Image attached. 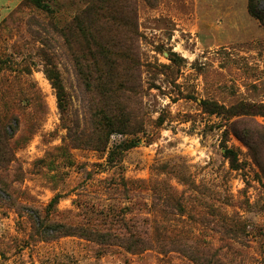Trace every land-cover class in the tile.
I'll return each instance as SVG.
<instances>
[{
	"label": "rangeland",
	"instance_id": "rangeland-1",
	"mask_svg": "<svg viewBox=\"0 0 264 264\" xmlns=\"http://www.w3.org/2000/svg\"><path fill=\"white\" fill-rule=\"evenodd\" d=\"M41 1L0 0V264H264L251 117L209 105L264 103L248 0Z\"/></svg>",
	"mask_w": 264,
	"mask_h": 264
},
{
	"label": "trees",
	"instance_id": "trees-1",
	"mask_svg": "<svg viewBox=\"0 0 264 264\" xmlns=\"http://www.w3.org/2000/svg\"><path fill=\"white\" fill-rule=\"evenodd\" d=\"M29 1V0H28ZM35 4L43 7L48 8L46 3H43L41 0H30ZM264 0H248V11L249 13L257 18L262 25H264V10L260 8V4ZM58 75L50 73V78L53 80V84L58 91V95L61 97L63 93V85L61 81L57 77ZM214 108H219L225 113L226 115H238L244 117H251V118H244L239 122L232 123L228 126V130H231L238 138H240L250 149L254 161L260 166L262 170H264V163L261 161L259 157L260 149L262 144H264V123L260 122L257 117L263 116L264 117V103H250L247 101H240L236 104H233L228 107H220L218 105L209 104ZM217 106V107H216ZM237 123H239V127H237ZM226 156L230 160V164L234 168H239L240 163L237 157L236 152L233 149L227 148L226 149ZM113 157V152L110 154V158ZM57 198L54 197L52 203L55 202ZM78 229H72L71 227H67L66 225H57L53 227L51 231L48 233V238H56L58 236L64 234H71V233H78L82 236L87 238H96L100 239L102 237V232L99 231L98 228L94 226H79ZM102 239V238H101Z\"/></svg>",
	"mask_w": 264,
	"mask_h": 264
}]
</instances>
